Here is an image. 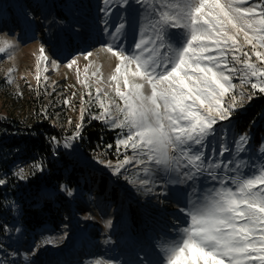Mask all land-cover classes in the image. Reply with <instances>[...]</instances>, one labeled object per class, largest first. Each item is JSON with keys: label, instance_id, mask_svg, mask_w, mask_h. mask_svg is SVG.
<instances>
[{"label": "rangeland", "instance_id": "374dc122", "mask_svg": "<svg viewBox=\"0 0 264 264\" xmlns=\"http://www.w3.org/2000/svg\"><path fill=\"white\" fill-rule=\"evenodd\" d=\"M173 2L0 0V49H3L0 51V179L6 181L0 185V264H28L21 253L23 245L35 264H163L161 245L179 240L180 230L190 222L181 210L202 199L209 189L220 187L209 172L220 177L235 176L239 167L241 173L248 175L254 168L264 166L263 144L254 148L252 133L237 132L234 127L236 119L248 113L264 98V93L253 90L250 83H242L239 75L233 79L237 87L232 95L242 106L237 107L230 120L218 122L202 146H193L194 150L203 152L206 163L204 170L191 180L183 175L188 169L182 160L166 169L153 164L142 166L139 160L143 157L134 156L132 149L124 145L117 144L121 156L115 159L106 157L101 149L89 154L79 150L76 126L81 125L80 133L89 107L98 108L100 114L102 109L96 97L105 99L107 91L111 100L123 103L114 92L117 82L110 79L120 61L104 46L118 45L116 50L131 54L141 33L150 32L160 13L170 11L168 4ZM253 4L264 6V0H248L243 6ZM262 10L264 7L257 8V12ZM121 24L124 28L117 32ZM239 40L242 51L251 54L253 49L244 43L242 33ZM256 50L264 52V49ZM89 52L92 55L85 57ZM72 59L77 62L68 67ZM251 59L264 67V62L257 61L254 55ZM127 67L135 71L136 65ZM134 79L140 82L139 78ZM251 82H256L255 78ZM120 85L124 90L122 79ZM36 118L48 121L55 129L56 135L51 136L52 154L62 155L54 157L55 166L64 174L79 165L106 175V186L112 183L119 188L116 200L105 201L93 189L86 197L76 185L49 187L53 194L46 198L38 193L48 186L41 178L42 170L34 167L41 163L34 152L24 147L26 135L31 134L24 130ZM258 120H252V124ZM116 130L117 143L126 129ZM245 134L247 143L241 151L237 143ZM66 143L70 146L66 147ZM225 147L227 151L220 155ZM125 155L132 158L131 162L124 164L117 174L114 169L124 161ZM221 163L228 168L216 166ZM145 168L150 171L145 172ZM21 175L27 178L21 179ZM142 179L148 183L141 184ZM40 199L48 201L51 208L57 206L49 218L44 215L48 212L42 210L44 202ZM73 200L79 203V210L73 208ZM132 201L134 215L128 206ZM144 203H147V216L142 214ZM27 207L35 209L36 217L43 214V221L34 229L25 223L26 220L33 223ZM106 207L109 210L101 209ZM135 216L136 225L128 227ZM88 241H92L88 251L77 253L82 246L70 258L69 253L67 260L64 258V253L77 245L88 246Z\"/></svg>", "mask_w": 264, "mask_h": 264}, {"label": "snow or ice", "instance_id": "6c2138e0", "mask_svg": "<svg viewBox=\"0 0 264 264\" xmlns=\"http://www.w3.org/2000/svg\"><path fill=\"white\" fill-rule=\"evenodd\" d=\"M247 2L174 0L168 4L170 11L160 13L152 30L141 33L131 54L116 50L118 45L104 46L120 61L110 79L117 82L114 92L123 103L111 100L105 91V99L96 97L102 111L95 118L114 129H126L117 144L143 157L139 160L142 166L167 169L182 160L188 169L183 173L185 179H193L206 163L203 152L193 146H202L215 125L230 120L242 106L232 95L237 87L234 77L239 75L242 83L264 93V67L251 59L254 55L264 62V52L256 50L264 49V10L257 12L264 6H243ZM123 28L121 24L117 32ZM241 33L244 43L253 49L251 54L242 51ZM76 62L72 59L67 66ZM129 64L136 65L135 71H129ZM252 78L256 82H251ZM80 127L77 124V136ZM246 143V134L241 135L238 150ZM224 151L226 147L220 155ZM131 159L125 155L115 173ZM216 166L228 168L223 163ZM34 167L42 170V165ZM236 171L237 175L226 177L209 172L220 187L209 189L202 199L181 210L190 222L180 230L179 240L161 245L163 264H264V166L248 175L239 167ZM139 182L148 183L144 179ZM5 183L0 179V185ZM68 194H72L70 190Z\"/></svg>", "mask_w": 264, "mask_h": 264}, {"label": "trees", "instance_id": "16d2710c", "mask_svg": "<svg viewBox=\"0 0 264 264\" xmlns=\"http://www.w3.org/2000/svg\"><path fill=\"white\" fill-rule=\"evenodd\" d=\"M15 18H13L14 20ZM65 37V36H63ZM69 36L65 37L67 40ZM264 105V98L260 100L256 105L251 107V109L245 115L239 116L234 124L237 132L242 133H252L251 142L253 147L257 148L261 144L264 147V111L261 112V107ZM91 106H95L94 103ZM99 113L98 108L89 107L83 120V126L77 137L78 148L80 151L89 154L90 152L97 153L99 149L103 150L106 157L115 159L120 157V152H117V130L110 128L105 122L95 118ZM261 117L259 118L260 114ZM258 118L256 124H252V120ZM25 132H30V136L25 137V149H29L34 152V156L42 165L41 178L48 187H54L57 185H67L69 188L77 186L82 194L86 197L89 196V191L94 190L95 193L100 194L102 199L107 201L109 199L116 200L119 195V188L116 185L110 183L108 187L106 186L107 177L106 175L96 172L94 170H85L81 166H76L70 169L67 174L61 171V168L55 166V161L53 160L55 156H62L61 154H52L51 149V136L56 135L55 129L46 120L34 119V122L28 124L24 130ZM63 159V157H60ZM58 167V168H57ZM61 167V166H60ZM118 182H121L119 180ZM1 197V196H0ZM42 210L48 212L46 215L48 218L55 213L57 206L50 207V203L46 200H42ZM129 212L134 215L135 202L132 201L129 205ZM147 203H144L142 207V214L149 215L147 210ZM28 216H33L31 223L30 220H26L28 228L34 229L36 226L40 225L43 221V214L41 216L35 215L34 208H25ZM101 209H108L101 208ZM109 210V209H108ZM137 222V217L135 216L128 227H134ZM150 227V226H149Z\"/></svg>", "mask_w": 264, "mask_h": 264}, {"label": "bare ground", "instance_id": "6f19581e", "mask_svg": "<svg viewBox=\"0 0 264 264\" xmlns=\"http://www.w3.org/2000/svg\"><path fill=\"white\" fill-rule=\"evenodd\" d=\"M38 193H40L41 196L44 197V198H46V197H50V195L53 194L52 191H51V189H50L49 187H45L44 189H42V190L39 191ZM72 203H73V208H74L75 210H79V209H80V205H79V203H78L76 200H73ZM18 235H19V234H18ZM18 235H17V236H18ZM17 236H16V237H17ZM21 239H22V233L20 234V237H19V240H18V241H20ZM22 241H23V240H22ZM22 241H20V243H21ZM87 243H89L88 246H85L86 244L77 245L74 249H71L70 251L64 253V256H65L64 258H65V259L67 258V254H68V253H69V258H70L72 255H74V254L77 252V249H78L79 247H82V246H84V248H83V249H79V251H78L77 253L83 252V250L88 251L89 249H87V248H88L89 246L92 245V241H88ZM21 251H22V252H21L22 255H23L24 258L27 260L28 264H35V260H34L33 258L29 257L28 254L26 253V252L28 251V249H27L26 246L23 245V246L21 247ZM75 257H76V255H75L73 258H75ZM66 260H67V259H66Z\"/></svg>", "mask_w": 264, "mask_h": 264}]
</instances>
